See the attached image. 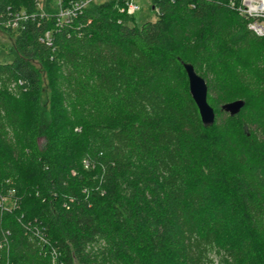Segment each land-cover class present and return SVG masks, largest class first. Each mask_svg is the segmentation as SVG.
Returning a JSON list of instances; mask_svg holds the SVG:
<instances>
[{"label": "trees", "instance_id": "obj_1", "mask_svg": "<svg viewBox=\"0 0 264 264\" xmlns=\"http://www.w3.org/2000/svg\"><path fill=\"white\" fill-rule=\"evenodd\" d=\"M128 1L60 24L84 0H0V28L33 17L7 29L0 61V197L14 201L0 264H264V88L248 58L264 38L242 0H153L140 27ZM38 64L55 73L45 145ZM184 64L218 82L212 126ZM230 84L254 95L236 116L221 110Z\"/></svg>", "mask_w": 264, "mask_h": 264}, {"label": "rangeland", "instance_id": "obj_2", "mask_svg": "<svg viewBox=\"0 0 264 264\" xmlns=\"http://www.w3.org/2000/svg\"><path fill=\"white\" fill-rule=\"evenodd\" d=\"M117 0H84L85 7H89L91 3L94 5H102L105 3H114ZM139 6L140 11H138L129 22V25H137L142 26L146 22H154L157 20V13L154 12L152 8V2L153 0H134ZM59 13L61 14L62 10L60 8H57ZM26 14V11H24ZM15 37L14 34L9 32L7 29L0 28V61L1 62H7L10 63L13 60L12 52V46L14 45ZM248 58L254 63V67L252 70L253 75L255 76V79L259 86L261 88H264V41L262 44L258 45L254 48L252 53L248 55ZM38 68L42 72V80H43V94L41 98L40 103V112H41V123L42 127L44 129V135L41 139V144L45 145L47 142V133L51 129V126L53 124V98H52V89L53 84L55 80V73L53 69H43L39 64L37 65ZM222 74L223 70H219ZM226 73V70H224L223 74ZM200 76L206 81L207 85L209 87H215L218 83L213 74L207 69V67H204L200 70ZM219 76V75H218ZM217 76V77H218ZM227 79L224 81L227 82L230 80V74L227 75ZM224 82V83H225ZM220 94L219 99L220 103L224 104L227 102H232L236 100H246V98L251 99L254 97L253 93L245 91L238 85L230 84L229 89H226V92H218ZM257 105V102H256ZM97 119L102 120V118Z\"/></svg>", "mask_w": 264, "mask_h": 264}, {"label": "built area", "instance_id": "obj_3", "mask_svg": "<svg viewBox=\"0 0 264 264\" xmlns=\"http://www.w3.org/2000/svg\"><path fill=\"white\" fill-rule=\"evenodd\" d=\"M84 7L85 3H76L71 9L66 11L62 10L61 14L59 13V23L62 24L66 20L76 17L77 12ZM126 11L128 15L134 16L140 11V6L134 0H129L126 4ZM239 13L250 20L249 30L256 36L264 38V0H242L241 6L239 7ZM32 18L33 17L23 12L18 15L13 24H6L5 28L16 29L20 22H28ZM9 195L8 198L0 197V206L8 209L12 208L14 205L12 199L13 192H9Z\"/></svg>", "mask_w": 264, "mask_h": 264}, {"label": "water", "instance_id": "obj_4", "mask_svg": "<svg viewBox=\"0 0 264 264\" xmlns=\"http://www.w3.org/2000/svg\"><path fill=\"white\" fill-rule=\"evenodd\" d=\"M184 69L188 77L190 94L199 110L201 121L205 127L212 126L216 120V113L214 108L208 102L207 83L196 73L191 64H184ZM244 107L245 101L238 100L223 105L221 110L229 113L231 116H236Z\"/></svg>", "mask_w": 264, "mask_h": 264}]
</instances>
